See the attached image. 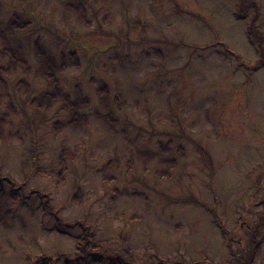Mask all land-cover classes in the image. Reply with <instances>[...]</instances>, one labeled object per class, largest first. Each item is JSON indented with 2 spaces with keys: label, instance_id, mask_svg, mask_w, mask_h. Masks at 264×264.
Masks as SVG:
<instances>
[{
  "label": "rangeland",
  "instance_id": "374dc122",
  "mask_svg": "<svg viewBox=\"0 0 264 264\" xmlns=\"http://www.w3.org/2000/svg\"><path fill=\"white\" fill-rule=\"evenodd\" d=\"M262 59L264 0H0V264H64L80 224L128 264H264ZM42 69L85 123L31 105Z\"/></svg>",
  "mask_w": 264,
  "mask_h": 264
},
{
  "label": "trees",
  "instance_id": "16d2710c",
  "mask_svg": "<svg viewBox=\"0 0 264 264\" xmlns=\"http://www.w3.org/2000/svg\"><path fill=\"white\" fill-rule=\"evenodd\" d=\"M239 3H240V0H239ZM74 9L81 10V8H74ZM236 17L238 19H244V16L240 13H237ZM257 39L260 40V37H258ZM223 47H224L225 53L227 52L230 55L234 56L235 53L229 48H227L226 45H223ZM261 64L264 65V59L261 60ZM41 74L46 79V81L49 83V89L48 91L42 93L38 97H34L30 102L31 105H35L38 108H44L47 110L51 107L53 103L55 102L60 103L61 108L68 113L69 118L64 122V124L63 123L61 124L60 122H55L54 123V125H56L54 126L55 129L60 125L72 127L82 122L85 123L86 117L84 114H81L79 110L83 109L88 104L87 97L84 95H81L80 92L77 91V95L73 99L69 96L68 93L64 92L62 89H60V87L57 86L56 80L53 79V77L50 74H48L43 69L41 70ZM25 84L26 83L19 82L17 86H19L20 90L22 91V89L25 87ZM5 86H6V83L0 75V89H1L2 94H4L5 92ZM101 89H104V86H101L99 89H96V90L97 92H99L101 91ZM98 116L105 123H107L109 120L107 115H98ZM0 121L1 123H4V121H6L4 116L1 117ZM3 182L6 183L5 185L7 186L10 195H13L15 191H18L14 189L11 185H9V181L6 178H0V184H4ZM2 192H3V189L2 187H0V195L4 193ZM39 197L44 198L46 196L42 194ZM46 200H44V202ZM6 215H7V212L3 216L1 208H0V225H3V226L6 225L3 221V219L4 220L6 219L7 217ZM64 225L65 223L61 222L60 218L56 217L55 225L51 227L52 228L51 231H56L60 234L69 235L67 230H65V228L63 227ZM69 225L72 226V224H67V226ZM79 230L80 232L73 236L74 254L70 258L67 257L68 255L63 254L64 264H98V263L128 264L125 261L126 253H127L125 250L107 249L105 252H102L103 250H99L97 248V246L99 247V245H97V243L93 241V236L90 230L86 226L80 224ZM255 246L256 244H254V248ZM37 264H53V259H51L50 257L49 258L45 257L44 259L40 258ZM150 264H167V263H164L163 260H159V259L153 260L152 259ZM192 264H198V263L192 262ZM222 264H230V263L224 262ZM246 264H252L251 260L248 261Z\"/></svg>",
  "mask_w": 264,
  "mask_h": 264
}]
</instances>
